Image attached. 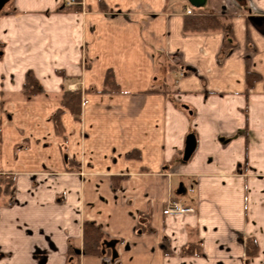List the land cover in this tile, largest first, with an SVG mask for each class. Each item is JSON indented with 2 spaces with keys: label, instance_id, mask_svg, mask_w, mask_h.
Segmentation results:
<instances>
[{
  "label": "crops",
  "instance_id": "crops-1",
  "mask_svg": "<svg viewBox=\"0 0 264 264\" xmlns=\"http://www.w3.org/2000/svg\"><path fill=\"white\" fill-rule=\"evenodd\" d=\"M223 1H4L0 264H264V0ZM209 13L227 29L185 30ZM27 71L43 93L25 97ZM63 89L81 91L78 116ZM85 223L114 247L85 255Z\"/></svg>",
  "mask_w": 264,
  "mask_h": 264
},
{
  "label": "trees",
  "instance_id": "trees-1",
  "mask_svg": "<svg viewBox=\"0 0 264 264\" xmlns=\"http://www.w3.org/2000/svg\"><path fill=\"white\" fill-rule=\"evenodd\" d=\"M184 28L185 30L190 31H203L217 28L227 29V25L221 22L217 15L209 13L205 15L197 14L189 17L185 20ZM105 84H107L110 89L117 88V84L114 82L111 72L107 73ZM22 92L26 97H32L36 94L43 93L42 87L31 71H27L25 74ZM60 103L62 107L66 108L72 115L78 116L81 110V91L79 89L73 91L63 89ZM62 110L63 109H58L53 116V120L57 127L59 124V118L63 112ZM14 181L13 175L0 173V196L8 198L4 203L7 206L13 203ZM82 241V251L85 255L97 256L102 255L105 250H110V248L107 247V244L110 242L105 241L100 230L90 223H85L83 226ZM246 245V257L249 258L250 256H254L257 250L255 241L253 239H247ZM164 250L165 252L167 251L166 248ZM181 255L203 256L198 244H190L183 247Z\"/></svg>",
  "mask_w": 264,
  "mask_h": 264
},
{
  "label": "built area",
  "instance_id": "built-area-1",
  "mask_svg": "<svg viewBox=\"0 0 264 264\" xmlns=\"http://www.w3.org/2000/svg\"><path fill=\"white\" fill-rule=\"evenodd\" d=\"M67 4H74L77 0H64ZM187 14H192L193 9L191 7H187L185 9ZM194 213V210L190 207H185L181 203L176 201H167L165 209L163 211V215L172 216L174 218H178L184 215H191Z\"/></svg>",
  "mask_w": 264,
  "mask_h": 264
},
{
  "label": "water",
  "instance_id": "water-1",
  "mask_svg": "<svg viewBox=\"0 0 264 264\" xmlns=\"http://www.w3.org/2000/svg\"><path fill=\"white\" fill-rule=\"evenodd\" d=\"M5 0H0V8L2 7ZM189 4H191L194 7H200L202 6L206 0H187ZM196 147V138L195 135L190 133L185 138V145L183 150V160L186 161L190 158L191 154L193 153L194 149ZM107 247H114V243L110 242L107 244ZM75 254H80L79 250H75ZM113 257L116 256V253L113 251L112 253Z\"/></svg>",
  "mask_w": 264,
  "mask_h": 264
},
{
  "label": "rangeland",
  "instance_id": "rangeland-1",
  "mask_svg": "<svg viewBox=\"0 0 264 264\" xmlns=\"http://www.w3.org/2000/svg\"><path fill=\"white\" fill-rule=\"evenodd\" d=\"M213 2H214V5H215V9H217V10L222 9L223 6L226 5L225 2H224L223 0H213ZM229 2H230V3H234V2H236V0H229ZM208 3H210V2H208ZM209 5H210V4H209ZM209 5H208V6H209ZM208 6L206 7V9L203 10L204 12H206L207 10H210ZM193 7H194V6H193ZM195 8L200 9V8H202V7L200 6V7H195ZM207 8H208V9H207ZM201 12H202V10H201ZM23 82H24V81H23ZM25 97H26V96H25ZM189 195H190V197L193 196V194H189Z\"/></svg>",
  "mask_w": 264,
  "mask_h": 264
},
{
  "label": "flooded vegetation",
  "instance_id": "flooded-vegetation-1",
  "mask_svg": "<svg viewBox=\"0 0 264 264\" xmlns=\"http://www.w3.org/2000/svg\"><path fill=\"white\" fill-rule=\"evenodd\" d=\"M111 249V247H109ZM113 248V247H112ZM113 250V249H112ZM113 253V252H112Z\"/></svg>",
  "mask_w": 264,
  "mask_h": 264
}]
</instances>
